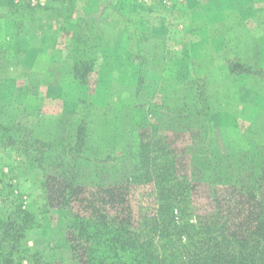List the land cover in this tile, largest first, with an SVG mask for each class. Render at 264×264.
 Here are the masks:
<instances>
[{"label": "rangeland", "instance_id": "obj_1", "mask_svg": "<svg viewBox=\"0 0 264 264\" xmlns=\"http://www.w3.org/2000/svg\"><path fill=\"white\" fill-rule=\"evenodd\" d=\"M84 20L100 38L87 84L72 72V35ZM156 122L171 130L178 170L192 178L198 207L207 196L196 179L203 153L215 165L219 159L218 179L234 172L247 182L264 152V0H0L3 217L16 205L33 203L38 212L45 203L43 165L34 151L28 158L17 150L16 139L55 145L41 156L55 171L57 142L85 123V155L125 156L128 169L139 128ZM187 132L198 134L195 144ZM103 168L94 174L81 165L76 174L91 185L131 169ZM125 191L134 221L155 212L151 184ZM38 216L21 244L52 264H77L60 212L50 207Z\"/></svg>", "mask_w": 264, "mask_h": 264}, {"label": "trees", "instance_id": "obj_2", "mask_svg": "<svg viewBox=\"0 0 264 264\" xmlns=\"http://www.w3.org/2000/svg\"><path fill=\"white\" fill-rule=\"evenodd\" d=\"M88 24L84 20L72 35V72L81 84H87L95 66L92 47L100 43ZM170 131L157 122L139 128L128 169L125 156L97 159L85 155V123L57 142L54 150L59 152L60 163L55 171L51 169L54 162L41 157L55 145L37 138L16 139L17 150L22 147L28 158L32 157L29 151H34V160L43 165L45 203L38 212L32 203L14 206L5 217L0 213V264H52L41 251L21 244L39 226L38 215L50 207L64 219L63 242L77 264H264V152L256 167L248 170L247 182L234 172L230 178L218 179L219 159L215 165L203 153L196 179L207 196L198 207L192 199V178L178 170L180 158L172 148ZM187 133L195 144L198 134ZM86 164L94 174L99 164L108 171L131 169L121 178L116 173L113 181L86 185L76 171ZM145 184L153 186L157 208L134 221L125 190Z\"/></svg>", "mask_w": 264, "mask_h": 264}]
</instances>
